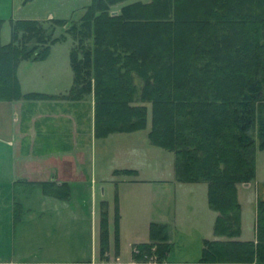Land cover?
I'll return each instance as SVG.
<instances>
[{"label":"trees","instance_id":"16d2710c","mask_svg":"<svg viewBox=\"0 0 264 264\" xmlns=\"http://www.w3.org/2000/svg\"><path fill=\"white\" fill-rule=\"evenodd\" d=\"M130 1L91 0L78 22L10 21L11 40L0 42V102L92 96L97 138L144 130L148 104L150 144L173 153L176 182L205 185L215 213L213 234L223 240L203 241L198 264H264V200L255 204L253 241H238L236 197L253 176L255 139L264 150V0ZM56 27L67 28L54 37ZM67 37L68 94H22L19 63L46 59ZM44 188L62 198L61 189ZM105 221L103 214L102 260ZM171 246L168 225L152 222L131 256L166 264Z\"/></svg>","mask_w":264,"mask_h":264},{"label":"crops","instance_id":"0c3cea01","mask_svg":"<svg viewBox=\"0 0 264 264\" xmlns=\"http://www.w3.org/2000/svg\"><path fill=\"white\" fill-rule=\"evenodd\" d=\"M90 3L91 0H30L9 19L45 23L69 21ZM2 19L0 21H4ZM64 42L66 40L52 45L47 58L42 61L19 63L17 77L22 94L54 97L68 94L73 82L69 58L71 45L65 51L61 49L59 58L53 61L54 54L60 52V44ZM27 64L34 65L33 72L24 78L22 70ZM87 100L91 108L88 128L75 130L82 134L81 143L72 135L68 123L69 107L74 103L61 98L0 102V264H85L77 260L81 249L79 240H72V237L78 234L75 232L72 236L70 229L71 221H76L78 216H72L69 202L74 185L95 183L96 178L93 166L85 162L94 136L93 98ZM75 104L83 107L85 102ZM78 117L83 119L80 115ZM51 144L55 150L48 148L47 145ZM76 151L82 156V163H73L72 152ZM158 183L168 186L172 194L179 190L180 198L202 191L191 184L177 183L179 187H175L169 181ZM45 186L61 189L62 198L49 194ZM212 217L215 218V213ZM172 218L176 222L175 216ZM163 221L160 223L167 224L170 233L172 222H165L166 217ZM205 240L223 239H202L200 249ZM237 240L243 241L239 237ZM146 242L148 240L131 244L129 262H121L118 254L112 258L108 244L105 260L100 258L99 262L92 260L86 264H134L132 246Z\"/></svg>","mask_w":264,"mask_h":264},{"label":"rangeland","instance_id":"374dc122","mask_svg":"<svg viewBox=\"0 0 264 264\" xmlns=\"http://www.w3.org/2000/svg\"><path fill=\"white\" fill-rule=\"evenodd\" d=\"M30 0H0V40L8 44L11 40L10 17L13 12L28 5ZM148 0H132L130 2ZM121 5L111 8L112 13L119 12ZM27 8V7H26ZM84 11L76 14L72 20L78 22ZM67 27H56L54 37L64 34ZM60 44V52L54 54L56 61L60 53L73 46L71 38ZM64 41V40H63ZM65 49V50H64ZM25 65V64H24ZM34 65L23 66L22 76L26 78L32 73ZM86 97L85 105L75 104L83 101H69V126L72 135L81 143V133L75 130H87L90 104ZM20 101V100H19ZM38 101V100H37ZM32 102V101H27ZM147 122L144 130L130 133H114L104 138L92 136L85 162L95 169V183H83L72 187L69 202L72 216V240H79L81 253L77 260L89 263L100 260V235L102 216L106 217L107 239L111 256L118 254L121 262L130 261V246L133 243L145 242L149 239V223L172 222L171 251L167 258L169 264H197L202 239L211 240L213 234L214 212L206 204V188L204 185L191 184L201 191L180 198L179 190L172 191L168 186H161L158 181H169L179 187L175 181L174 155L171 152L155 147L148 140L151 127V108L147 104ZM94 109V108H93ZM75 113V114H74ZM80 115L83 119H79ZM82 121L81 123H79ZM54 136V135H53ZM73 140L77 141L75 138ZM49 144V143H47ZM74 145V142H73ZM49 149H54L47 145ZM254 171L252 179L236 186V197L240 207L239 239H254L255 204L264 200V150L257 147L255 139ZM74 164L82 163L79 152H72ZM188 187V186H185ZM205 189V192H204ZM175 216V220L172 218ZM168 223V224H170Z\"/></svg>","mask_w":264,"mask_h":264},{"label":"water","instance_id":"95a60500","mask_svg":"<svg viewBox=\"0 0 264 264\" xmlns=\"http://www.w3.org/2000/svg\"><path fill=\"white\" fill-rule=\"evenodd\" d=\"M112 15L115 16V15H117V13L114 12V13H112Z\"/></svg>","mask_w":264,"mask_h":264}]
</instances>
